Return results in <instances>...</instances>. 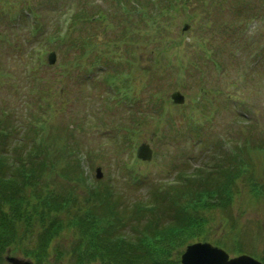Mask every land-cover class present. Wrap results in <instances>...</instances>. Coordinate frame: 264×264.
<instances>
[{"label": "rangeland", "instance_id": "374dc122", "mask_svg": "<svg viewBox=\"0 0 264 264\" xmlns=\"http://www.w3.org/2000/svg\"><path fill=\"white\" fill-rule=\"evenodd\" d=\"M156 2L0 0V113L15 115L25 144L66 141L88 181L101 166V181L129 185L130 200L236 146L264 176V0ZM143 141L149 162L136 156ZM237 182L226 211L205 210L200 238L262 260L264 203Z\"/></svg>", "mask_w": 264, "mask_h": 264}, {"label": "trees", "instance_id": "16d2710c", "mask_svg": "<svg viewBox=\"0 0 264 264\" xmlns=\"http://www.w3.org/2000/svg\"><path fill=\"white\" fill-rule=\"evenodd\" d=\"M14 117L0 113V257L10 247L36 264H180L173 253L202 239L205 210L226 211L239 178L242 190L264 203V176L238 158V146L130 200L129 185L88 181L66 141L18 139ZM188 131L199 137L196 128ZM228 213L225 222L233 219ZM259 256L264 261V250Z\"/></svg>", "mask_w": 264, "mask_h": 264}, {"label": "water", "instance_id": "95a60500", "mask_svg": "<svg viewBox=\"0 0 264 264\" xmlns=\"http://www.w3.org/2000/svg\"><path fill=\"white\" fill-rule=\"evenodd\" d=\"M56 53L51 52L49 62L54 63ZM172 99L176 103H184L185 97L181 92L176 91L171 94ZM138 158L143 160H151L153 150L148 143H142L137 150ZM103 176L101 168H97V177ZM11 264H33L32 261L22 259L16 256H7L6 258ZM182 264H264L254 257L243 254L236 257H230L223 248L215 246L210 242H196L189 244L181 255Z\"/></svg>", "mask_w": 264, "mask_h": 264}]
</instances>
